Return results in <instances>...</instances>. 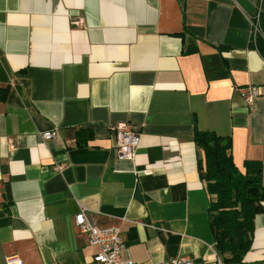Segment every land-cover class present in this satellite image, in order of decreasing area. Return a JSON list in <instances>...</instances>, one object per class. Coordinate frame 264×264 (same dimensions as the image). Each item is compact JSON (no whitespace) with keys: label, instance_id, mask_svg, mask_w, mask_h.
<instances>
[{"label":"crops","instance_id":"1","mask_svg":"<svg viewBox=\"0 0 264 264\" xmlns=\"http://www.w3.org/2000/svg\"><path fill=\"white\" fill-rule=\"evenodd\" d=\"M253 24L264 41V0H0V264L89 263L81 210L119 228L135 264H232L193 135L228 138L234 166L262 163L264 185ZM118 123L140 134L132 160L116 157ZM240 264H264V202Z\"/></svg>","mask_w":264,"mask_h":264},{"label":"trees","instance_id":"2","mask_svg":"<svg viewBox=\"0 0 264 264\" xmlns=\"http://www.w3.org/2000/svg\"><path fill=\"white\" fill-rule=\"evenodd\" d=\"M251 46L264 57V41L259 33L251 38ZM193 141L204 153L201 178L214 196L208 215L215 249L225 256L224 262L240 264L251 247L254 218L264 202L262 163L246 162L245 173H241L228 153V138L195 131ZM81 143L78 139L79 146Z\"/></svg>","mask_w":264,"mask_h":264},{"label":"built area","instance_id":"3","mask_svg":"<svg viewBox=\"0 0 264 264\" xmlns=\"http://www.w3.org/2000/svg\"><path fill=\"white\" fill-rule=\"evenodd\" d=\"M81 24V17L72 20V25L79 27ZM258 33L256 25L253 24L252 38L255 39ZM256 95L257 91L255 88H251L247 93H244L246 103L251 104ZM112 130L115 135L114 149L116 157L119 160L134 159L140 143V134L135 132L127 123H118ZM54 135V132H45L42 134V137L45 140H49ZM56 169L60 170L61 167H56ZM74 223L79 231L86 236L89 246L97 248V253L93 255L91 261L86 264H135L127 252L119 228L113 226H97L85 210H81L80 213L75 216ZM8 263L22 264V261L14 257L8 259ZM166 264L198 263L190 257H179Z\"/></svg>","mask_w":264,"mask_h":264}]
</instances>
